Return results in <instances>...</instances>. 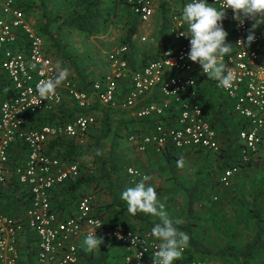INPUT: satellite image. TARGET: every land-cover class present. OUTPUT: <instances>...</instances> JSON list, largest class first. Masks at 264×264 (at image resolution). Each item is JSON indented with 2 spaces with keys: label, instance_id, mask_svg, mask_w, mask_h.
Here are the masks:
<instances>
[{
  "label": "built area",
  "instance_id": "built-area-1",
  "mask_svg": "<svg viewBox=\"0 0 264 264\" xmlns=\"http://www.w3.org/2000/svg\"><path fill=\"white\" fill-rule=\"evenodd\" d=\"M122 1L139 23H147L154 15V0ZM189 2L176 0L170 8L172 43L158 58L131 71L124 58L127 47L123 45L108 54L109 72L91 83L88 90H81L69 74L45 99L37 94L36 86L58 75V62L46 54L43 38L31 26L19 0H0V74L7 81L6 98L0 104V184L14 179L25 188L27 195L23 198L28 202L21 219L5 215L0 208V264H16L18 237L27 232L36 241L41 263L79 264L76 241L92 231H96L101 243L120 247L124 264H154V258L158 259L155 253L159 241L150 231L104 221L94 211L90 195L77 199L73 216L58 213L51 204V192L76 179L80 170L76 163L48 153L49 142L80 137L94 125L95 117L79 114L70 122L41 128L36 126V117L56 112L68 97L79 110L96 103L105 109L132 111L141 121L155 120L149 133L128 136L140 152L154 149L219 153L217 132L205 118L199 100L198 76L206 75L187 58L190 45L182 12ZM207 2L220 7L223 0ZM232 14L231 10L226 12L227 16ZM249 28L248 22L240 26L233 20V50L218 59L233 73L232 86H218L213 79L216 91L243 123L237 135L243 164L264 149V30L258 29L255 42L248 46ZM122 81L126 82L120 91ZM149 98L155 100L148 102ZM167 114L173 118L172 123L164 121ZM238 172L237 166L226 169L221 183L228 187ZM127 174L133 183L145 176L133 167L127 169Z\"/></svg>",
  "mask_w": 264,
  "mask_h": 264
},
{
  "label": "crops",
  "instance_id": "crops-1",
  "mask_svg": "<svg viewBox=\"0 0 264 264\" xmlns=\"http://www.w3.org/2000/svg\"><path fill=\"white\" fill-rule=\"evenodd\" d=\"M176 1V0H175ZM175 1L173 0H157V4L159 5V8L157 9V13H154L151 19H156L154 23H150L147 26V23H141L138 26V32L135 35L133 39V56L135 63L139 65L142 63L141 61L145 59L146 57L153 56L157 53V56L155 58H158V56L167 48L171 46L172 38L170 35V24H169V11L170 8L174 7ZM164 3L167 8L165 13L163 14L160 10V5ZM125 6V5H124ZM122 7L125 11L128 9L127 6ZM121 8V9H122ZM66 14V13H65ZM150 19V21H151ZM166 23V34H163L164 38H167L166 41H168L167 45L163 48V41H161L160 36V30L162 27V24ZM185 23V22H184ZM251 26V22H248ZM224 29L228 33L227 37V43L232 44V27H233V14L225 17L224 21ZM164 25V24H163ZM147 28H149L147 32ZM259 29L264 30V26H261ZM258 30V29H257ZM77 31V30H76ZM140 31H144L147 34H151V38L154 40L156 45H154L156 52L153 51H147L149 49L147 48H140L141 39L140 37ZM184 31L186 35H188L187 32V26L186 23L184 25ZM78 32V31H77ZM104 32H101L100 34L94 35L93 37H98L99 35H102ZM189 39V38H188ZM150 47V46H149ZM137 50H141L138 51ZM147 51V53H145ZM144 52V53H143ZM141 59L140 61H138ZM78 68V67H77ZM104 77V76H103ZM102 77V78H103ZM100 78V79H102ZM97 79V80H100ZM97 80H86L83 77H77L75 81L78 82L79 87L81 90H88L91 83L97 81ZM125 86V85H124ZM198 91H199V100L202 106L207 111L216 110L219 109L221 114L225 116L224 122L225 123H217L215 127L217 128V141L220 150H230L234 153L240 152L239 142L237 140V135L234 141L233 138V131L229 130L231 127H234L237 123H242L241 119L233 112L231 109L230 104L227 102V100L216 91V89L213 86V79H208L207 76L200 75L198 76ZM7 94V88L4 89V94L0 93V100H2L6 94ZM155 99L149 98L148 102L154 101ZM64 106L68 109L69 105L71 104L72 107L75 106V103L68 97H65L64 100ZM103 108V107H102ZM105 109V108H104ZM107 110V114L103 113L102 111L96 112L98 120L102 119L103 122L96 123L95 127L86 131L83 135L80 137H77L74 140V144L77 146H86L83 145L84 143H87V140L83 139V137H87L89 135L90 137H87L91 143H96L100 139L101 145L103 144L102 140L104 138H107V133H110V124L114 125V133H112V136L110 137V146L108 149H105L106 156L104 157V160H108V166L110 165L111 161L114 162H122L124 166L128 167H134L139 169L145 176H149L150 180L147 181L146 184H150L153 186L158 194L164 193L161 199L163 200L161 203L164 204L165 210L168 212L169 217L175 221H179L177 223L178 230L184 232L187 234L186 231H183V227L186 226L188 223H190V226L192 225V232L193 236L196 235L199 239H221L218 241L225 242L227 244L229 241L233 242L235 241L234 232L238 234L240 231L236 228H238V223H243V218H247L250 214H256L259 217L261 216L262 219H264V180H262L261 183L255 184V187H250L248 192L242 191L240 188V182H242V177H233L230 181V184L228 187H225L221 183L222 179V172H218L220 166L222 165V160L218 156L213 157H203L202 155H199L195 152H185L183 154H173L174 157L170 159L169 163L165 157V151H156L154 149H149L145 152H140L137 149H135L131 143L128 141V136L130 134L139 133V134H146L149 133L152 130V125L155 123L154 121H145L140 122V120L136 119L134 114H132V111H126L124 109L120 110ZM109 112V114H108ZM170 117V114L166 115V119L164 121H169V123L173 122V118ZM229 118V120H228ZM107 119V120H106ZM96 120V119H95ZM110 120V122H109ZM159 120L157 119V122ZM232 121L236 122L235 124L232 123ZM239 124V125H240ZM97 128L99 129H96ZM231 126V127H230ZM229 130V131H228ZM99 131L104 134L103 137H101V134ZM228 131V132H227ZM103 148V147H102ZM91 156V154L88 155H82L81 158L84 157V159H87V156ZM180 156V157H177ZM183 161V164L180 165L178 162ZM259 159L253 160L250 162V165L253 164V162L258 161ZM82 161V160H81ZM94 158L92 157V162H94ZM100 163H95L94 169L90 173H93L95 177H99L101 174L98 170V166ZM171 166L173 167V170H171ZM127 170V169H126ZM125 169L123 171H120L116 173V175L112 178V180H100L97 181L93 180L89 185L76 187L74 184L68 183L63 186L55 188L51 194V204L56 208L58 213L61 216H73L75 214L76 209V203H71L72 197L77 192H92L94 191V195L91 196L93 198L94 206L99 212L104 216L105 219L114 220L120 218V220L123 222L125 220L126 226L133 228L135 224H143L146 225L145 222H141L137 219H134L133 217L128 216L125 212L120 211L117 208H106L108 205H110L113 201V195L120 197L121 193L126 190L129 186L132 187V185H128V182L133 184L131 182L130 177L127 174V171ZM245 175V173H244ZM198 177L201 178L200 182H198ZM244 177V176H243ZM264 179V177L262 178ZM162 181V182H161ZM99 182V183H98ZM247 184V182L245 183ZM124 185V186H122ZM128 185V187H126ZM198 185V186H197ZM196 187L195 190L193 188ZM107 187V188H106ZM126 187V188H125ZM134 187V186H133ZM125 188V189H124ZM95 189V190H92ZM118 190V192H116ZM187 190H193L196 193H199V199L195 201V204H193V208L195 212L193 213V216L196 217L192 220L190 219L191 216L188 214V208H189V200L187 199L188 195H185L187 193ZM238 195L242 198L241 201H238ZM21 197V194H20ZM24 195L21 197V201L24 202ZM253 199L251 205L246 204V200ZM175 200V201H174ZM21 202V203H22ZM255 203V206L253 205ZM2 206H5V209L8 210L10 207V202L6 201L2 203ZM244 207V209H242ZM248 208H254L251 212L248 213L246 209ZM11 212V211H10ZM197 212V213H196ZM4 213V212H3ZM142 213V212H141ZM5 214V213H4ZM14 214V215H13ZM144 215V213H142ZM7 216L12 215L14 216V219H21L23 213H19L17 211L12 212V214H5ZM16 215V217H15ZM123 215V217L121 216ZM11 217V216H10ZM124 219V220H123ZM200 221V223L197 224V220ZM155 220L158 223V218L155 217ZM154 222V221H153ZM254 222V221H253ZM264 222V221H261ZM195 223L198 225H204L205 233H203V237L194 234L196 231ZM256 222H254L255 224ZM132 225V226H130ZM151 225V224H150ZM216 225V227H215ZM261 226V225H260ZM199 227V226H198ZM135 228V227H134ZM263 229V227L261 226ZM136 229V228H135ZM144 231H150L151 230H144ZM214 232L216 235H214ZM227 232H230V237L225 236ZM255 230L253 228L249 229L247 232V236L249 235L248 239H252L253 234ZM26 234L23 233L18 237L17 244L22 247V252L26 254L27 260H29V243H31L32 237L27 238ZM251 233V234H250ZM235 236L237 237V235ZM188 235V234H187ZM218 235V237H217ZM211 236V237H209ZM222 236H225V238H222ZM217 237V238H216ZM239 238V235H238ZM83 240L79 239L76 241V245L79 251V262L80 264H86L84 262V258L87 256H93L98 257L103 252H106L107 254V264H121L120 256L117 257V253H121L120 247L115 245L116 247L109 248L105 246V243H101L100 247H97L95 250L88 252L85 251L83 247ZM228 241V242H227ZM245 241V242H246ZM242 242L240 246H242L244 243ZM221 245V244H220ZM186 250V246L181 249V256L183 255L184 251ZM27 252V253H26ZM122 255V254H121ZM180 256V257H181ZM18 260V259H17ZM120 260V261H119ZM202 262V261H199ZM17 263V261H16Z\"/></svg>",
  "mask_w": 264,
  "mask_h": 264
},
{
  "label": "trees",
  "instance_id": "trees-1",
  "mask_svg": "<svg viewBox=\"0 0 264 264\" xmlns=\"http://www.w3.org/2000/svg\"><path fill=\"white\" fill-rule=\"evenodd\" d=\"M121 4L125 5L122 0H70L68 4L69 8L65 9L66 16L59 24V27L66 28L68 30H77L81 32L82 34H84L85 36H94V35L100 34L106 29V26H107L106 24L112 19L113 17L112 12H114L115 7ZM165 6L166 5L164 3L160 5V10L162 11L163 14L167 10ZM19 7L27 13V16L30 11H33V8L25 0H20ZM58 16L60 15H54L53 17H50V18L48 17L45 24H43L41 27L35 28L37 33H39L42 36V38L44 37L50 38L51 36L50 26L58 22L59 20ZM134 21L135 22L128 29L126 37L123 42L124 45L127 47V52L124 55V58L127 61L129 69L131 71H136L138 69H141L149 61H152L157 56V53H156L153 56L151 55L143 59L141 61L142 63H140L139 65L135 63L134 56H133V52H134L133 51V39L138 32V27H137L138 21L137 19H135ZM163 24H162L159 34L161 36L160 37L161 41H163V48H164L167 45L168 41H166L167 38L163 37V34L164 33L166 34V23H163ZM5 88H7V81H4V77L0 74V93L4 94ZM5 98L6 96L2 100H0V104ZM98 111H102L103 113L107 112V110H105L104 108H102L96 103L89 109L79 110L76 108V106H73V108L71 109H67L64 106V102H63L62 105L57 108L56 112H49L46 114H41L40 116L36 117L37 119L36 126L38 128H41L45 125L67 123V122L72 121L74 117L79 114H83V115L91 114L95 117L96 112ZM204 112H205V118L211 123V125L215 128V130H217V128L215 127L217 123H220V124L225 123L224 122L225 116L221 114L219 109H216V110L211 109V111L210 110L207 111L204 108ZM140 122L144 123L145 121L140 120ZM235 125L236 127L233 128L234 134L236 133L237 130H238L237 131L238 133L244 127L243 123H241L240 125L239 124L238 125L235 124ZM229 130L231 131V128ZM47 149L49 151L48 153L54 156H58L66 162H70V163L75 162V161L78 162L79 170H80L79 176L76 179H73L65 183V184H68V183L74 184V186L76 187L89 185L93 180H96V179H98L97 181H100L103 179L110 181L116 175V173L123 171L125 168L122 162L118 163L114 161H111L110 165L106 167L105 165L106 161L104 160L102 156L103 153L101 151L102 145L100 143V139L98 142L94 144H89L86 146L79 147L76 144H74V140H70V139L68 140V139L61 138L57 140H51L49 142ZM185 152H195L199 155H202L204 158L213 157V156L220 157V159L222 160V165L217 171L222 172V173L226 169L231 168L233 166H237L239 170L245 169L247 166H249L251 162L250 160L249 162L243 164L240 160L239 153L237 154V153L231 152L230 150H224V149L220 150V152L217 154L205 153L199 150L198 151L170 150V151L165 152V157L169 163L170 159L174 157L173 155L174 153L183 154ZM88 154H91V155L93 154V157L95 160L94 162L100 163V165L98 166V170L101 173L99 177H95L93 173H90V171L88 172L86 169L87 168L86 165H84L83 162L80 160V157H82V155H88ZM171 168H172L171 170H173L172 166ZM200 180L201 178L198 177V182H200ZM197 186H195L193 190H195ZM193 190L191 191L187 190V193H186L188 195L187 199L189 200L188 214L189 216H191L190 217L191 220L192 218L193 219L196 218L193 216V213L195 212L193 208V204H195V201L199 199V196H200L199 193H196ZM20 194H21V197L23 195L24 197L25 195H27L25 188L19 185L14 179L7 180L5 181L4 184H0V208L2 212H4L5 214H12V212L14 211L23 213L27 207L28 202L26 200L22 202ZM84 195H88V194H86L85 191L83 190L82 192L75 193L72 197L73 201L71 200V202L77 201L79 197L84 196ZM74 198L76 199L74 200ZM252 200L253 199L246 200V204L248 203L251 205ZM6 201L7 202L9 201L10 205L12 206L8 210L5 209V206H2V203ZM253 205L255 206V203H253ZM93 207H94L93 209L96 212V214H98L99 217H102L104 221L108 223L123 224V222L118 217L117 219H114V220L105 219L104 216L99 212L100 210L95 208L94 202H93ZM106 208H111V209L117 208L120 211L125 212L128 216L133 217L134 219H137L141 222H145V223L151 222L141 212H137L136 214L129 213L127 211L126 203L122 201L121 198L118 196L113 195L112 203L108 205V207ZM253 209L254 208H248L246 210L249 213ZM9 216L14 217L12 215H9ZM249 217L251 218L252 221L256 222L255 225H253L255 232L253 234L252 239L250 240L248 239V241H246L240 247L238 243H236V241H233V242L229 241L225 245L219 244V247H214V245H216L217 243L216 240H213V241L212 239L204 240V239H199L198 237H196V235L193 236V232L190 228L192 227V225L190 226V223H188L186 226L183 227V231H186L189 237L186 250L178 260L174 261V264H190L192 262H195L196 260H200L207 264V262L215 261L216 257H220L222 263H226V264H257V263L264 264V233H262L263 229L260 226V222L264 221V219H262L261 216L259 217L255 213L253 215L249 213ZM243 220L245 221L246 218H243ZM194 226H196V224ZM26 237L30 238L32 237V234L28 233ZM32 244H34V246ZM115 245L116 244L111 243V242H107L105 244V246L109 247L110 249L113 247H116ZM28 252H29L28 254L29 260H27V264H40L41 263L37 259V245H36L35 239H32L31 243H29ZM107 257L108 256L106 252H103L98 257H93V256L85 257L84 262L86 264H107L108 262ZM120 258H121V264H122L123 263L122 255L120 256Z\"/></svg>",
  "mask_w": 264,
  "mask_h": 264
},
{
  "label": "clouds",
  "instance_id": "clouds-1",
  "mask_svg": "<svg viewBox=\"0 0 264 264\" xmlns=\"http://www.w3.org/2000/svg\"><path fill=\"white\" fill-rule=\"evenodd\" d=\"M231 10L233 20L243 26L251 22L248 29L246 44L250 46L256 40V31L264 26V0H223L220 7L209 4L207 0H190L182 12V19L187 24L189 38L188 60L197 63L208 79H214L218 86L229 88L232 86L233 73L226 70L225 65L218 63V59L230 54L233 46L227 43L228 33L223 27L226 12ZM35 67V66H33ZM58 75L53 79L41 81L36 86L37 94L45 99L55 93L69 76V69L56 65ZM180 165L183 161L178 162ZM149 176H144L134 187L124 190L120 198L127 205L131 214L137 212L151 214L158 218L151 234L159 241L155 253L154 264H174L181 256V249L187 246L189 237L175 226L179 221H173L165 210L163 203L159 202L157 190L150 184ZM102 240L97 237L96 231L89 232L83 240L85 251L91 252L100 247Z\"/></svg>",
  "mask_w": 264,
  "mask_h": 264
},
{
  "label": "rangeland",
  "instance_id": "rangeland-1",
  "mask_svg": "<svg viewBox=\"0 0 264 264\" xmlns=\"http://www.w3.org/2000/svg\"><path fill=\"white\" fill-rule=\"evenodd\" d=\"M32 8L33 11H30L28 13V19L29 22L31 24V26L34 28V30H36V27H41L43 24H45L47 18L49 17H53L54 15H60L58 16L59 20L58 22H56L55 24H53L50 29V38H43V43H44V49L46 51V54L48 56H50L51 58H53L55 61L58 62V64L63 68L66 67L69 69V73L70 75L76 79L77 77L80 78H84L88 81L90 80H97L102 78L103 76H105L108 72H109V64L107 61V56L110 52L114 51L115 49L121 47L124 45V39L126 37L127 31L130 28V26L135 22L134 17L131 15L129 10H123V6L124 5H118L117 7H115L114 12H112V19L106 24V29L103 31L104 33L102 35H99L98 37H93V36H85L84 34H82L81 32H77L76 30H68L66 28H60L59 24L61 23V21L64 19V17L66 16V11L65 9L69 8V2L70 0H25ZM154 13H157V9L159 8V5L157 4V0H154ZM20 2V0H19ZM125 7V6H124ZM122 8V9H121ZM114 13V14H113ZM227 17V15H226ZM156 21V19H151V21L149 20L147 22V26L149 25V22L154 23ZM141 23H137V27L140 25ZM187 26V24H186ZM224 27V24H223ZM149 28H147V32H148ZM141 38H143L144 40H142ZM139 39H141V43L140 48L144 49L147 48L149 50L147 51H153L156 52V49L154 47L155 42H153L154 40L151 38V34H147L144 31H140V37ZM150 46V47H149ZM141 51V50H137ZM147 51H145V53H147ZM144 53V52H143ZM141 59H139L138 61H140ZM78 67V68H77ZM4 81L5 78H4ZM126 82V81H125ZM125 82L119 85V90L122 91L123 90V86L125 84ZM73 108L72 105H69L68 109ZM95 124L92 126V128L95 127L96 123H101L103 122V120L97 118V115H95ZM107 120V119H106ZM229 120V118H228ZM110 122V120H109ZM98 123V124H99ZM233 124H235L236 122L232 121ZM110 124V133H107L108 137L104 138L102 140L103 144H102V151H105V149H108L110 146V137L112 136V133H114V125H112V123ZM240 123H237V125ZM231 127V126H230ZM236 127V125L234 126ZM231 127V130L234 128ZM90 129V128H89ZM88 129V130H89ZM96 129L97 128L96 126ZM87 130V131H88ZM99 133L101 134V137H103L104 134H102L100 131ZM237 134V133H235ZM234 133H232L233 138H236V135ZM87 137H90L89 135H87ZM87 137H83V139L87 140V143H84L83 145H89V144H93L90 142V140ZM85 140V142H86ZM103 158L106 156L105 152H103L102 154ZM92 157L93 154L90 156H87V159L81 158L82 162L84 165H86L87 171L89 172L90 170L92 171L95 167V163L92 162ZM180 157V156H177ZM94 158V157H93ZM259 159L256 162H253V164H249V166H247L245 169H241L239 170L237 177H242V182H240V189L242 191H246L248 194V190L250 187L254 188L255 184L257 183H261L263 177H264V149H261L259 151V154L255 157H253L251 159V162L253 160ZM108 160H106V167H108ZM78 165V162H74ZM130 168V167H128ZM127 166H125V170L128 169ZM134 168V167H133ZM137 169V168H135ZM139 170V169H138ZM127 171V170H126ZM245 173V175H244ZM244 176V177H243ZM162 182V181H161ZM247 182V184H245ZM133 183V182H132ZM147 183V182H146ZM136 184V183H135ZM135 184H131L128 182V185H132L135 186ZM128 185H126V187H128ZM124 186V185H122ZM125 187V188H126ZM131 187V186H129ZM128 187V188H129ZM107 188V187H106ZM124 188V189H125ZM95 190V189H92ZM158 190V189H157ZM94 191L92 192H85L86 194L93 196ZM118 192V190L116 191ZM160 193V192H157ZM162 196L164 195V193H161ZM161 194H158V199L159 202H162L163 200L161 199ZM187 195V194H185ZM161 196V197H160ZM76 198H74L75 200ZM238 201H241L242 198L240 197V195H238ZM73 201V200H72ZM175 201V200H174ZM76 202V201H75ZM74 203V202H71ZM244 209V207L242 208ZM144 215L147 217V219L149 221H151L150 223H146V225L141 224H135V228L139 229V230H151L152 227L157 223V221L155 220V216H152L151 214H147L144 213ZM123 217V215H121ZM124 218V217H123ZM124 220V219H123ZM197 220V219H196ZM154 221V222H153ZM177 221V220H175ZM174 221V222H175ZM195 221V219H194ZM123 223H126L125 220L123 221ZM200 223L199 220H197V224ZM151 224V225H150ZM196 224V223H195ZM196 224V231L194 232V234H198L199 236H202L203 233H205L203 227L204 225H198ZM254 222L251 220V218L249 216H247L246 220L242 223H238V229L240 232L238 234H236L234 232V240L236 241V243H238L239 245L242 244V242L246 241L247 238H249V235L247 236V232L249 229L253 228ZM260 225L263 227V232L264 233V222H260ZM132 226V225H130ZM177 227V224L175 225ZM216 227V225H215ZM192 228V227H190ZM254 229V228H253ZM255 230V229H254ZM198 231V233H197ZM235 234L237 235V237L235 236ZM251 234V233H250ZM214 235H216V233L214 232ZM239 235V238H238ZM225 236L230 237V232H227ZM225 236H222V238H225ZM211 237V236H209ZM218 237V235H217ZM216 237V238H217ZM216 240V245H214V247H219V244L224 245L225 242L222 241H218L221 239H212ZM228 242V241H227ZM103 243H107V242H103ZM34 246V244H32ZM101 249V247H100ZM26 251V250H25ZM25 251L22 252V247L20 245L17 244V254H18V260L16 264H27V258L25 257L26 254L24 253ZM185 252V251H184ZM27 253V252H26ZM80 254V253H79ZM117 257L119 258V256H121V253H117ZM80 256V255H79ZM121 259V258H120ZM120 261V260H119ZM196 261H200V260H196ZM40 264H57V263H40ZM123 264V263H122ZM207 264H226V263H222L220 257H216L215 261L213 262H207ZM259 264V263H257Z\"/></svg>",
  "mask_w": 264,
  "mask_h": 264
}]
</instances>
